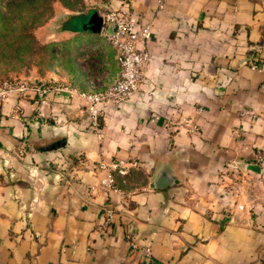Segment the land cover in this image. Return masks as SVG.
<instances>
[{"label": "crops", "instance_id": "1", "mask_svg": "<svg viewBox=\"0 0 264 264\" xmlns=\"http://www.w3.org/2000/svg\"><path fill=\"white\" fill-rule=\"evenodd\" d=\"M113 1L150 23L148 60L99 132L76 89L0 100V264H264V0ZM77 152L63 174L45 167ZM114 157L138 162L130 192L86 194Z\"/></svg>", "mask_w": 264, "mask_h": 264}, {"label": "rangeland", "instance_id": "2", "mask_svg": "<svg viewBox=\"0 0 264 264\" xmlns=\"http://www.w3.org/2000/svg\"><path fill=\"white\" fill-rule=\"evenodd\" d=\"M109 9L120 10L113 0H0V81L40 83L51 94L85 90L86 84H93L94 88L105 86L115 69L114 50L106 36L99 31L93 39H86L81 48H66L60 46L65 35L58 28L60 20L67 15L90 10L99 15ZM75 108H83L88 132L100 131L89 126L84 105L78 104ZM62 111L58 105L51 113L57 117ZM30 145V142L23 144L26 148H31ZM80 155L77 152L68 156L62 167L59 162L48 160L45 167L63 174ZM30 172L35 174L34 169Z\"/></svg>", "mask_w": 264, "mask_h": 264}, {"label": "built area", "instance_id": "3", "mask_svg": "<svg viewBox=\"0 0 264 264\" xmlns=\"http://www.w3.org/2000/svg\"><path fill=\"white\" fill-rule=\"evenodd\" d=\"M161 7V4L159 5ZM99 31L106 36L114 50L116 73L113 79L103 87L89 90H73L76 95L84 100V106L89 116V126L99 130L101 110L109 105H116L129 97L139 89L143 77V66L148 60V53L138 46V42L145 40L150 34V23L142 22L137 26L134 15L129 10L109 9L100 13ZM114 25V30L109 27ZM249 66L259 69V64L250 62ZM34 90L38 94L48 91V87H40L37 84H27L24 81L3 79L0 81V99L3 100L12 91L23 92ZM255 160H264V151L255 154ZM138 162L132 158L114 157L109 162H99L97 167L103 170L98 180L87 186L86 194L90 195L96 190L111 191L119 197L126 196L131 171L137 168ZM122 201V199H120ZM241 208V204L238 205ZM112 207L108 204L102 206L101 213L103 224H106L112 216ZM131 248L137 246L136 240L130 236ZM146 256H150V248L145 245L142 248Z\"/></svg>", "mask_w": 264, "mask_h": 264}, {"label": "trees", "instance_id": "4", "mask_svg": "<svg viewBox=\"0 0 264 264\" xmlns=\"http://www.w3.org/2000/svg\"><path fill=\"white\" fill-rule=\"evenodd\" d=\"M95 13L94 11H88L86 13H74L65 16L60 20V26L58 31H67L71 35L65 38V41L60 42V46L71 48L77 46L82 40H89L91 33L99 32L90 19V16Z\"/></svg>", "mask_w": 264, "mask_h": 264}, {"label": "water", "instance_id": "5", "mask_svg": "<svg viewBox=\"0 0 264 264\" xmlns=\"http://www.w3.org/2000/svg\"><path fill=\"white\" fill-rule=\"evenodd\" d=\"M90 19L93 21L95 27L97 29H99L100 28V22H101L99 15L93 13L90 16ZM109 29L111 31H113L114 25H111L109 27ZM244 168L248 171H251V172H257L258 171V166L255 164L247 163V164H245ZM171 182H172L171 177L168 174H163V175L156 176L155 179L153 180V182H151L149 185L151 187H161V186L168 185Z\"/></svg>", "mask_w": 264, "mask_h": 264}]
</instances>
